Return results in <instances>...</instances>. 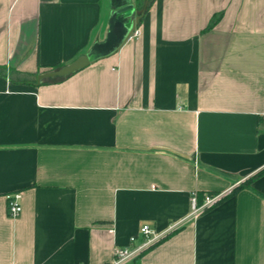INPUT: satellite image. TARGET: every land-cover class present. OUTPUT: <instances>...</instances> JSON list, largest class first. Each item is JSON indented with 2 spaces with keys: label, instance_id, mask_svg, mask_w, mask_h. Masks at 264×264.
Here are the masks:
<instances>
[{
  "label": "crops",
  "instance_id": "obj_1",
  "mask_svg": "<svg viewBox=\"0 0 264 264\" xmlns=\"http://www.w3.org/2000/svg\"><path fill=\"white\" fill-rule=\"evenodd\" d=\"M134 3L0 0V264H110L145 225L165 237L137 264H264V0H156L112 55L13 80L87 54ZM228 191L190 218L194 193Z\"/></svg>",
  "mask_w": 264,
  "mask_h": 264
},
{
  "label": "water",
  "instance_id": "obj_2",
  "mask_svg": "<svg viewBox=\"0 0 264 264\" xmlns=\"http://www.w3.org/2000/svg\"><path fill=\"white\" fill-rule=\"evenodd\" d=\"M140 17L136 16L134 5L114 8L109 20V33L102 43H95L87 54L78 57L71 64L53 72L37 76V85L50 80L65 79L89 67L96 61L115 53L136 31Z\"/></svg>",
  "mask_w": 264,
  "mask_h": 264
},
{
  "label": "built area",
  "instance_id": "obj_3",
  "mask_svg": "<svg viewBox=\"0 0 264 264\" xmlns=\"http://www.w3.org/2000/svg\"><path fill=\"white\" fill-rule=\"evenodd\" d=\"M132 36L138 37L139 31L136 29ZM230 194H232V191L220 194H205L203 202L199 203L198 195L194 193L191 197L192 213L190 215V218H198L208 209L219 204L225 197ZM20 199L21 196L19 194H13L8 196V212L11 218H17L22 213ZM175 227H171L169 231L173 230ZM140 233L143 237V242L134 248L116 247L114 250L113 261L110 264H137L136 261L142 256L144 252L152 248L165 237L164 234L157 233L156 231L152 230L151 227L148 225L143 226L141 228ZM136 240V237H132L130 239L131 245H133Z\"/></svg>",
  "mask_w": 264,
  "mask_h": 264
},
{
  "label": "trees",
  "instance_id": "obj_4",
  "mask_svg": "<svg viewBox=\"0 0 264 264\" xmlns=\"http://www.w3.org/2000/svg\"><path fill=\"white\" fill-rule=\"evenodd\" d=\"M156 0H135L134 3V9L136 11V15L138 17H140V22L142 21V19L144 18L145 14L150 10V8L152 7V5L154 4ZM221 16H216L212 19L208 30H211L212 28H214L216 26V24L218 23V21L220 20ZM37 79V77H36ZM34 79H30L27 77H17V79H13L14 82L18 83V84H36L37 85V80ZM45 83V82H43ZM43 83H41L40 85H42ZM264 171H262L261 173H263ZM260 173V174H261Z\"/></svg>",
  "mask_w": 264,
  "mask_h": 264
}]
</instances>
